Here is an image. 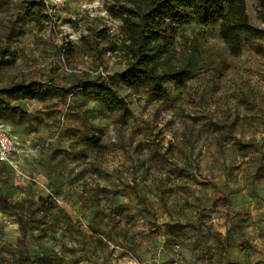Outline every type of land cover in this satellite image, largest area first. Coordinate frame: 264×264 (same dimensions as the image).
Instances as JSON below:
<instances>
[{
	"label": "rangeland",
	"instance_id": "obj_1",
	"mask_svg": "<svg viewBox=\"0 0 264 264\" xmlns=\"http://www.w3.org/2000/svg\"><path fill=\"white\" fill-rule=\"evenodd\" d=\"M137 1H1L0 122L19 153L0 163V264H264V36L232 57L219 25H182L177 62L197 70L161 100L120 76L117 13ZM248 13L264 31V0ZM87 81L130 112L85 98ZM31 82L52 94L13 88Z\"/></svg>",
	"mask_w": 264,
	"mask_h": 264
},
{
	"label": "trees",
	"instance_id": "obj_2",
	"mask_svg": "<svg viewBox=\"0 0 264 264\" xmlns=\"http://www.w3.org/2000/svg\"><path fill=\"white\" fill-rule=\"evenodd\" d=\"M38 5V2L28 3L27 12L33 14ZM117 17L124 29L119 45L126 65L120 75L122 82L132 91L146 88L161 100L169 96L168 83L184 88L197 70L198 63L193 59L177 62L175 36L182 25L190 22L205 27L219 25V36L232 57H239L246 45L264 36V31L251 23L248 0H138L133 8L122 7ZM96 36L99 40H111L106 31ZM13 88L27 96L37 95L43 101L52 94L38 82L14 83ZM80 90L85 98L100 100L111 112H130L129 102L108 83L87 81ZM86 142L98 150L107 149L95 137ZM37 204L45 212L55 208L49 197H40Z\"/></svg>",
	"mask_w": 264,
	"mask_h": 264
},
{
	"label": "built area",
	"instance_id": "obj_3",
	"mask_svg": "<svg viewBox=\"0 0 264 264\" xmlns=\"http://www.w3.org/2000/svg\"><path fill=\"white\" fill-rule=\"evenodd\" d=\"M55 3H60L61 0H53ZM19 153V144L13 138L6 125L0 122V163L11 165L17 161Z\"/></svg>",
	"mask_w": 264,
	"mask_h": 264
}]
</instances>
